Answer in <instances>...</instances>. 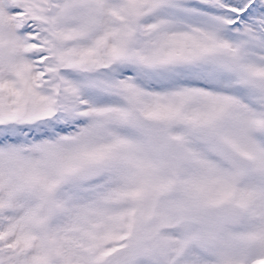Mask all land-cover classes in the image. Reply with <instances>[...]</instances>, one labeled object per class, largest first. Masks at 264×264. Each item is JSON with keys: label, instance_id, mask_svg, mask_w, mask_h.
I'll list each match as a JSON object with an SVG mask.
<instances>
[{"label": "snow or ice", "instance_id": "6c2138e0", "mask_svg": "<svg viewBox=\"0 0 264 264\" xmlns=\"http://www.w3.org/2000/svg\"><path fill=\"white\" fill-rule=\"evenodd\" d=\"M0 264H264V0H0Z\"/></svg>", "mask_w": 264, "mask_h": 264}]
</instances>
